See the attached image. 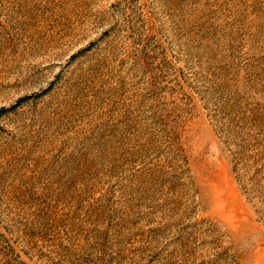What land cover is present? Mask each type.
Wrapping results in <instances>:
<instances>
[{
	"label": "rangeland",
	"instance_id": "374dc122",
	"mask_svg": "<svg viewBox=\"0 0 264 264\" xmlns=\"http://www.w3.org/2000/svg\"><path fill=\"white\" fill-rule=\"evenodd\" d=\"M0 264H264V0H0Z\"/></svg>",
	"mask_w": 264,
	"mask_h": 264
}]
</instances>
